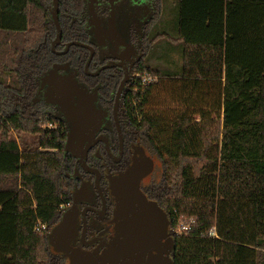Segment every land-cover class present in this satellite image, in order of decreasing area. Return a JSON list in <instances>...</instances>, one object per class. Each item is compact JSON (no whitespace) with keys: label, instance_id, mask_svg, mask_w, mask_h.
Wrapping results in <instances>:
<instances>
[{"label":"trees","instance_id":"trees-1","mask_svg":"<svg viewBox=\"0 0 264 264\" xmlns=\"http://www.w3.org/2000/svg\"><path fill=\"white\" fill-rule=\"evenodd\" d=\"M57 2L65 53L53 49L54 0H0V264H67L49 231L73 201L78 160L40 98L43 78L69 63L111 114L124 76L119 65L86 73L87 0ZM151 2L121 101L127 161L114 167L138 141L159 159L141 190L168 215L173 264H264V0ZM163 84L175 115L152 108Z\"/></svg>","mask_w":264,"mask_h":264},{"label":"rangeland","instance_id":"rangeland-1","mask_svg":"<svg viewBox=\"0 0 264 264\" xmlns=\"http://www.w3.org/2000/svg\"><path fill=\"white\" fill-rule=\"evenodd\" d=\"M93 4L89 18L90 39L97 44L99 49L97 58L101 61L108 60L112 56H118L125 51L129 52L132 49V29H136L135 32L141 35L145 23L153 15V5L150 0H103L101 3L99 0H94ZM131 55L132 53H129L126 58L129 59ZM58 67L52 68L43 78L40 98L53 104L57 114L65 119L70 133L66 146H70L69 149L76 154L79 153V150H76V147L71 148L72 144L81 147L86 146V142L94 138L101 128L107 127L111 120L108 112L101 109L98 103L97 90H90L78 82L72 67L68 65ZM164 85H160L159 93L155 92L152 108L168 111L170 116L175 115V110L181 108L182 105L173 102L171 87L169 89ZM215 117H217V114ZM81 118L83 120L84 118L87 119L85 124L88 125L89 129L91 127L88 134L80 133L75 129ZM85 124L83 125L85 126ZM136 153V161L133 162L134 164L129 167L128 171L112 175L110 181L113 183L130 178L131 185L127 197L138 202L136 204L137 209L133 207L132 210L145 214L150 209L146 205V201L153 200H145L146 197L143 196L141 191V183L151 178L157 167H159L160 161L143 147H137ZM132 219V215L127 217L126 214L123 215L120 211L114 219V228L117 229V232L100 252V257L110 264H116L118 260L123 261V264L146 263L143 261L145 260L142 259L143 257H138V254L132 252L129 247L126 249L122 247L127 234L126 229L133 222ZM165 228H167L165 229L167 233L162 239L165 243L163 250L167 249L168 239L172 233L170 225ZM52 238L55 239L54 236ZM53 239H51V246L54 253L63 255L67 260V264H99L90 260L88 255L91 252L83 250L76 243L74 237L60 236L56 242H53Z\"/></svg>","mask_w":264,"mask_h":264},{"label":"flooded vegetation","instance_id":"flooded-vegetation-1","mask_svg":"<svg viewBox=\"0 0 264 264\" xmlns=\"http://www.w3.org/2000/svg\"><path fill=\"white\" fill-rule=\"evenodd\" d=\"M93 1L94 0H87V5H86V10H87V15H88L86 25H87V31L89 34V39L91 36L90 29H89V18H90L91 7L94 6ZM99 1L100 3L101 1L103 2V0H99ZM58 30L62 34L61 29H58ZM135 31L136 29L133 28L131 32L132 49L129 52H126V51L122 52L118 56L109 57L108 60L107 59L102 60V61L98 60L97 58L98 50H99L98 46L97 44L94 43L93 40L90 39L91 44L89 45V47L91 48V51H90L89 60L85 66L86 73L87 74H98L102 69L106 67L119 65L122 67L124 71V76H123V79H124L126 75V68L124 64H122V62H125L126 67L130 70V77L128 81L131 78H133V76H135L136 73L133 72L132 67L137 57V50H136L135 43L133 42V36H136L139 39L142 36V34L141 35L139 33L137 34ZM58 34H57V37L53 40V49L56 50V46L58 44H61V45H64V49L59 51V53H65L68 51L70 47V46L68 47L67 45L69 43L72 44L73 42L72 41L63 42L62 41L63 34H62L60 41L57 42L54 47V42L57 40ZM92 51H94V54H93V57L91 58ZM129 53H132V55L131 57H129V59H127L126 56H128ZM92 63H94L95 66L97 65L94 70H91L90 68ZM65 65L72 67L76 80L80 82L79 77L77 75L78 74L77 69L71 66L69 63L57 64L53 68H55L56 66L60 67V66H65ZM87 65H88V68H87ZM128 81L126 82V84L128 83ZM80 83L87 87V85L84 84L83 82H80ZM126 84H125V87H126ZM124 88L122 91L120 104H119V112H118L119 122H120L121 101H122ZM94 89L97 90L98 92V88H93L90 90H94ZM98 103H99V98H98ZM114 104H115V101H114ZM100 107L101 109H104L106 111V109L103 108L102 105ZM113 109H114V106H113ZM113 109H112L111 114L108 111V114L110 116L109 119L111 120L109 125H107V127L101 128L94 137V138L96 137L98 138L101 135H105L108 138V147H107L106 142L103 139L99 140L93 147L89 149L86 155V161H87L88 166L93 169H98L101 174L100 179H99L100 188L97 185V175L86 171L82 165V162L77 157V153L75 154L74 151L69 149L70 146L66 147L67 150L71 151L77 157L78 165L76 166L75 174L76 176L80 178V183L79 185L75 187L73 191V201L65 207V209L67 210L69 209L71 211L70 212L71 218L68 221V223L65 225V227L63 228L62 232L57 235V238L60 236L74 237L76 239V243L79 246H81L83 250H85L86 252H93L96 248H100V251H102L107 245V243L109 242V240L111 239V237H113L117 232V229L114 228V219L117 216V213L119 211L120 202L117 200L118 197L116 196V193H115V182L112 183L110 181V177L114 174L124 173L128 171L129 167L132 164H134L133 162L136 161L135 158L137 156V153H136L137 147H143L147 149L146 146L140 141L132 144L131 153L129 155L130 162L128 163V166L125 169H116V167L123 166L124 165L123 163L127 161V153H126L124 137L122 134V129H121V134L123 138V147H121L119 132L117 129L116 122L114 120V116H113ZM112 120L114 121L116 129H117L118 144L115 142V139L113 136ZM87 126L88 125L86 124L85 126L84 125L82 126L81 123L79 122V125H76L75 129L78 130V132L80 133L88 134L89 130H91V127L89 129ZM85 127H87V129H85ZM69 134L70 133L68 131V138H69ZM78 146L79 145L77 144H72L71 148L72 147L78 148ZM157 169L155 170V172L153 173L150 179L144 180L141 183V188L144 184H147L151 181L154 174H156Z\"/></svg>","mask_w":264,"mask_h":264},{"label":"water","instance_id":"water-1","mask_svg":"<svg viewBox=\"0 0 264 264\" xmlns=\"http://www.w3.org/2000/svg\"><path fill=\"white\" fill-rule=\"evenodd\" d=\"M59 7L57 0H54V8L52 10V16L53 19L56 22V26L58 29H61L60 21H59ZM61 32L58 34L57 40L54 42V47L57 42L61 39ZM71 43H69L67 46L69 47ZM94 51H92L91 58L93 57ZM126 68V75L125 78L122 80L117 94L115 98V104L113 109V116L114 120L117 125V129L120 136L121 141V147H123V138L121 134V127L119 122V104L120 99L122 95L123 88L125 87L126 82L128 81L130 77V70L126 67V63L122 62ZM111 65V64H110ZM88 68V65H87ZM87 122V119L81 118L80 123L83 125ZM69 139V138H68ZM104 140L108 147V138L105 135H101L98 138H91L90 141L86 144V146H78L76 150H79V153H77V157L82 162V165L84 169L90 173H94L97 175V185L99 187V179H100V172L98 169L90 168L86 161V155L87 152L91 147H93L99 140ZM67 147V146H66ZM81 153V154H80ZM127 185L129 186L127 188ZM130 178H125L123 180H118L115 182V193L118 197L117 200L120 202L119 204V211L123 213V215L126 214L133 216V222L129 224V226L126 229V236L124 240V245L122 247L130 248L132 252L135 254H138V257H143L142 259H145V264H173L172 258H171V251L174 247V240L172 237V234H170V237L168 239L167 243V249L163 250L164 242H163V236L167 233L165 227L170 225L168 215L165 212L164 209H162L155 201H149L146 195L143 193V196L146 201V205L150 207L149 211H146L145 214L142 212H137V210H132L133 207H136V204L138 203L136 200H132V198L127 197L128 193L130 191ZM100 188V187H99ZM142 191V190H141ZM132 201V202H131ZM146 207V206H145ZM137 209V207H136ZM70 210H66L64 212L63 219L60 224H58L55 228L49 231V238L50 243L52 237L54 236L55 239H53V242L57 241V235L60 234L65 227V225L70 220ZM106 244V243H105ZM100 248H96L93 252L89 253V258L93 262L99 263V264H110L107 260L100 257ZM123 261L118 260L116 264H123Z\"/></svg>","mask_w":264,"mask_h":264},{"label":"built area","instance_id":"built-area-1","mask_svg":"<svg viewBox=\"0 0 264 264\" xmlns=\"http://www.w3.org/2000/svg\"><path fill=\"white\" fill-rule=\"evenodd\" d=\"M135 75H136V76H139L138 73H136ZM148 81H150V78H149V77H146V76H145V77L143 78V80H142L143 83H147ZM65 207H66V206H65ZM186 228H187L186 226H184V227H182V228L180 227V228H178V229H175V231H177V232H178V231L181 232V231L185 230ZM36 229H37V230H41V229H42V230H45V229H46V226H44V225H38V226L36 227Z\"/></svg>","mask_w":264,"mask_h":264},{"label":"crops","instance_id":"crops-1","mask_svg":"<svg viewBox=\"0 0 264 264\" xmlns=\"http://www.w3.org/2000/svg\"><path fill=\"white\" fill-rule=\"evenodd\" d=\"M60 79H62V77H60ZM60 79H59V80H60Z\"/></svg>","mask_w":264,"mask_h":264}]
</instances>
